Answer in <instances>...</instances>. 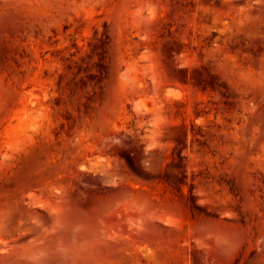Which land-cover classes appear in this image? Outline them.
<instances>
[{
    "label": "rangeland",
    "instance_id": "1",
    "mask_svg": "<svg viewBox=\"0 0 264 264\" xmlns=\"http://www.w3.org/2000/svg\"><path fill=\"white\" fill-rule=\"evenodd\" d=\"M0 264H264V0H0Z\"/></svg>",
    "mask_w": 264,
    "mask_h": 264
}]
</instances>
